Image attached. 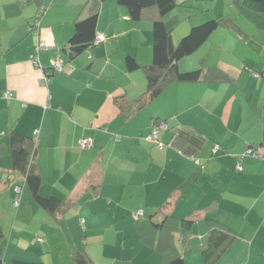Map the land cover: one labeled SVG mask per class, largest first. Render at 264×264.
<instances>
[{"label":"crops","instance_id":"1","mask_svg":"<svg viewBox=\"0 0 264 264\" xmlns=\"http://www.w3.org/2000/svg\"><path fill=\"white\" fill-rule=\"evenodd\" d=\"M175 1L162 15L173 43L194 24L217 25L176 61L179 71L201 68L199 78L148 99L156 7L133 19L117 0H0L3 264H74L79 249L94 264H165L176 247L184 264H206L209 218L234 233L212 264H264V14L252 0ZM94 7L104 39L71 58L74 22ZM127 55L140 66L128 69ZM58 58L62 70L40 83ZM160 119L158 145L148 134ZM14 132L27 138L39 192L62 199L57 210L38 204L11 165ZM165 216L170 227H156Z\"/></svg>","mask_w":264,"mask_h":264},{"label":"trees","instance_id":"2","mask_svg":"<svg viewBox=\"0 0 264 264\" xmlns=\"http://www.w3.org/2000/svg\"><path fill=\"white\" fill-rule=\"evenodd\" d=\"M99 0H96V3ZM124 4L130 16L133 19H139L143 11L150 6L157 8L158 14L152 21V61L146 65L147 83L145 94L148 99L155 96L165 84L173 80H196L199 78L202 69L196 68L188 71H179L176 69V61L183 55H186L196 49L204 40H206L210 32L216 27L217 20L209 18L198 24L190 26L185 34H183L176 42H172L170 29L166 27L162 15L174 7L177 3L175 0H117ZM255 7L264 14V0H252ZM96 7V6H95ZM93 8L86 16L76 19L74 22V31L67 42V49L70 57H74L77 53L84 50L88 46L95 43V25L97 20V10ZM128 69H134L140 64L132 55L125 58ZM50 68V66H49ZM218 73V72H215ZM122 107L123 104L121 103ZM161 120V119H160ZM155 123V122H154ZM11 146V165L21 170L24 174V181L30 189L34 200L43 208L53 212L62 205V199L56 195H43L39 192L40 179L35 172L33 162L27 159L28 151L24 143L27 138L18 133H11L9 136ZM140 221V216L132 218ZM169 216H165L158 221L156 227H170L168 223ZM191 222L187 219L185 226ZM210 229L206 246L202 249L204 262L212 264L221 252L230 243L234 236L229 226L209 218ZM182 232L184 229L179 227ZM182 241V240H181ZM184 246H180V249ZM165 264H184L178 247ZM74 264H94L90 256L84 250H77L72 255ZM14 264H44L42 261H31L15 258ZM0 264H3L0 254Z\"/></svg>","mask_w":264,"mask_h":264},{"label":"built area","instance_id":"3","mask_svg":"<svg viewBox=\"0 0 264 264\" xmlns=\"http://www.w3.org/2000/svg\"><path fill=\"white\" fill-rule=\"evenodd\" d=\"M42 8H39L38 13L36 14L35 18L29 22V30L30 32H32L33 34H37L38 33V25H39V20H38V16L41 13ZM104 39V37L100 34V33H96L95 34V42H99L102 41ZM39 48H46V44L43 41H39L38 44L36 45V50H38ZM63 67V61L61 59H54L51 60L50 62V70H46L44 71V74L40 77L39 82L40 83H45L46 80L49 78L50 73L53 72H57L62 70ZM3 95L5 98L9 99L12 97V93L8 90L3 92ZM167 127V122L165 120H158L156 121L153 126L151 131L148 134V138L152 139L156 144L160 145L161 142L158 141L157 139V134L161 129H164ZM79 144L83 147H87L91 145V139L88 136H82L79 139ZM218 146L217 143H214L213 145V150L216 149V147ZM247 151H250L253 153V151L251 149H248ZM141 214V211H138L136 213L132 214L133 218H137L139 215Z\"/></svg>","mask_w":264,"mask_h":264}]
</instances>
